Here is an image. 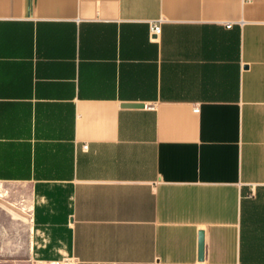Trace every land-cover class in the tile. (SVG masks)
<instances>
[{"label":"crops","instance_id":"obj_1","mask_svg":"<svg viewBox=\"0 0 264 264\" xmlns=\"http://www.w3.org/2000/svg\"><path fill=\"white\" fill-rule=\"evenodd\" d=\"M6 217L27 264H264V0H0Z\"/></svg>","mask_w":264,"mask_h":264},{"label":"rangeland","instance_id":"obj_2","mask_svg":"<svg viewBox=\"0 0 264 264\" xmlns=\"http://www.w3.org/2000/svg\"><path fill=\"white\" fill-rule=\"evenodd\" d=\"M29 233L9 217L0 221V264H27Z\"/></svg>","mask_w":264,"mask_h":264},{"label":"water","instance_id":"obj_3","mask_svg":"<svg viewBox=\"0 0 264 264\" xmlns=\"http://www.w3.org/2000/svg\"><path fill=\"white\" fill-rule=\"evenodd\" d=\"M123 107L142 108L144 104H124ZM204 259V233L200 232L199 235V260Z\"/></svg>","mask_w":264,"mask_h":264},{"label":"built area","instance_id":"obj_4","mask_svg":"<svg viewBox=\"0 0 264 264\" xmlns=\"http://www.w3.org/2000/svg\"><path fill=\"white\" fill-rule=\"evenodd\" d=\"M161 32H162V27H161L160 22L151 24L150 33L152 37L159 36ZM195 112H199V109L196 108Z\"/></svg>","mask_w":264,"mask_h":264}]
</instances>
